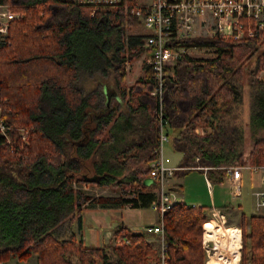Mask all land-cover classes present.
<instances>
[{
    "label": "trees",
    "instance_id": "1",
    "mask_svg": "<svg viewBox=\"0 0 264 264\" xmlns=\"http://www.w3.org/2000/svg\"><path fill=\"white\" fill-rule=\"evenodd\" d=\"M0 2L18 13L0 49L1 118L10 135L15 128L30 129L29 144L14 151L0 134V262L35 256L36 264H111L112 251L118 264H149L152 258L159 264V251L146 235L130 232L122 222L113 232L118 243L101 248L84 246L75 234L62 238L56 231L68 215V222L80 221L90 197L73 185L85 183V176L102 175L91 184L119 190L118 197L94 199L102 203L149 208L156 199V187L143 185L159 155L154 115L159 103L150 95L153 71L145 63L140 78L129 87L124 83L125 65L148 51L143 35H126L141 23L122 7L95 8L72 0ZM251 27L253 35L239 40L198 37L172 44L214 52V58L200 61L181 54L163 76L166 133L178 130L196 146L194 153L184 152L180 166L187 168L177 176L196 166L188 159L198 157L213 167L207 172L211 180L224 178L223 163L215 162L207 147L219 141L224 116L241 100L245 64L264 46V30ZM83 71L113 73L125 110L119 111L118 102L104 104L98 89L84 93L79 87ZM246 73L249 85L258 91L251 125L264 128V47ZM139 121L140 140L117 149L111 129ZM198 127L205 128L203 136L194 132ZM134 157L146 168L117 180L118 171ZM250 162L264 164V136L254 138ZM236 164L244 162L239 157ZM209 220L207 208L180 202L164 213L167 264H205L203 229ZM247 225L241 232L240 264H264V215L249 216ZM231 244L239 249V238Z\"/></svg>",
    "mask_w": 264,
    "mask_h": 264
},
{
    "label": "built area",
    "instance_id": "2",
    "mask_svg": "<svg viewBox=\"0 0 264 264\" xmlns=\"http://www.w3.org/2000/svg\"><path fill=\"white\" fill-rule=\"evenodd\" d=\"M78 4L98 7H122L124 12L136 18L144 30L143 46L148 48L145 63L154 74V89L150 95L158 99V108L154 115L158 121L159 149L158 157L151 162L148 177L156 182V199L149 208L158 214V223L145 230L158 235V240L152 243L159 251V264H167L163 234L162 217L170 207L177 202L170 190L169 180L177 172L185 170L183 166H164L161 149L168 139L166 120L162 111L163 76L165 70L172 68L181 54H188L189 48L174 47L175 42L201 36L203 38H218L222 40H239L253 35L251 25L258 30H264V0H72ZM11 8L0 2V49L5 43L9 23L16 17ZM199 31H196V28ZM195 34V36H194ZM206 50H213L206 48ZM214 54V52H213ZM0 97V134L5 144L14 151L29 144V128H15V134L10 135L1 118ZM200 128H196L198 133ZM198 161V158H196ZM189 169L207 167L199 165ZM224 178L228 180L231 193L239 194L242 171L258 174L259 185L253 190V203L257 214L264 215V164L226 165L221 167Z\"/></svg>",
    "mask_w": 264,
    "mask_h": 264
},
{
    "label": "crops",
    "instance_id": "3",
    "mask_svg": "<svg viewBox=\"0 0 264 264\" xmlns=\"http://www.w3.org/2000/svg\"><path fill=\"white\" fill-rule=\"evenodd\" d=\"M101 77L105 76L99 72L98 90L103 96L104 104L111 105L112 103L115 104V102H118V109L122 112L125 110V105L123 100H121L117 94L116 85H114V87L106 85L105 78L101 79ZM126 77L127 74L125 71L124 83ZM140 123L142 124V121L134 122L126 128L122 127L119 129L116 127V129H111V140L114 141L117 149H122L130 142L140 140L142 135ZM134 127L137 128L134 129ZM178 132V130L168 129V133L170 134L169 139H172L173 141L172 148L178 155V162L169 163L167 164V167H174L175 165L180 166L184 159V152L188 154L195 152L196 146L194 145V142L183 139ZM179 143L184 144L185 148L181 149ZM121 160L124 161L125 159L122 158ZM188 162L194 164L192 160L188 159ZM198 165L207 167L208 170L204 172L200 169H189L184 175H175L170 181V190L177 202L185 204L186 206L204 207L209 210L210 220L205 223L203 229V247L206 252L205 264H207L211 257L216 258L219 257V255H224L225 247L227 246H230L237 251L240 250L241 232L242 229H247L248 226L244 212L246 199L244 200L245 197L242 192V187L245 184L244 170L241 174L239 194L234 195L231 193L230 184L225 178L217 182L208 177L207 172L213 170V167L208 166V164L202 162V160ZM184 167L187 168L186 166ZM139 168H146V165L143 161L136 160L134 157V159L126 161V167L120 169L115 177L117 180L125 179L133 170ZM216 175L217 174L214 173L212 179L216 180ZM249 175L250 179L252 175ZM146 177H148V175ZM258 185L259 179L257 178V180H253L251 188L249 189L252 201V192L258 187ZM98 188L101 193L98 196L90 197L82 206L83 209L80 221L76 218L68 222L71 215L65 217L64 222H67L65 226L63 227L62 223L56 228L58 236L67 238L70 234H75L77 240H81L82 244L86 247L101 248L105 245L115 246L118 243V240L113 239V232L122 222L130 232H143L150 242H156L158 240L157 234L145 230V228L156 224L158 219V214L156 212L152 213L148 208H131L129 205H122L116 201L102 203L97 201V199L94 200L95 198H115L119 195L118 189L108 186H98ZM217 222L220 223V225ZM206 227L217 228L220 230L218 239L216 240V242H219L218 245L216 242L206 241L204 237ZM236 238H239V249H236L231 244ZM31 257L33 256H30L29 258ZM109 257L111 264H118L117 258L112 251L109 253ZM238 257V260L235 261L236 263L234 262V264H240V251ZM27 260L19 261L13 259L4 263L0 262V264H26ZM149 264H154V258L150 260Z\"/></svg>",
    "mask_w": 264,
    "mask_h": 264
},
{
    "label": "rangeland",
    "instance_id": "4",
    "mask_svg": "<svg viewBox=\"0 0 264 264\" xmlns=\"http://www.w3.org/2000/svg\"><path fill=\"white\" fill-rule=\"evenodd\" d=\"M11 12H13L16 16L15 18H17L18 13L14 12L13 10ZM196 31L197 32L199 31L198 27L196 28ZM143 34H144V30L142 29L141 26L134 28L132 30H128L126 32V35L128 36H132V35L139 36ZM198 37L201 36H197L196 38ZM262 47L264 46L259 47L258 51L253 54V56L244 66L245 72L243 75L242 85L240 87L241 100L238 104L234 105L230 109V111L224 116L223 121L221 123L222 134H220L219 141L207 147V149L210 150L209 152L210 157L214 158L215 162L223 163V166L236 164L239 157L240 159L243 160L244 162L243 165L250 164L251 163L250 154L252 153L254 138L264 136L263 127L258 129L255 128L256 129L255 130L254 127L252 128L251 125V114L253 110L256 108L254 95H256L258 91L256 90L255 86L252 87L249 85L248 76L246 73L248 68L253 67L256 55L262 50ZM190 48H191L190 51L186 55L191 58H194L199 61L214 58L213 52L211 50H206L205 47H190ZM145 59H146V55L144 52V54H142V56L139 59L134 60L133 62L127 63L125 65V71L127 74V77L125 78V84L127 87L131 86L140 76L143 75ZM103 76L105 77H101V79L105 78V82L107 83L106 85L114 87L115 81H114L113 73L109 72L107 75L104 74ZM98 78H99V71H94L92 73L88 71H83L81 73L79 87L82 89L84 93L90 92L94 89H98V85H99ZM198 128H200L201 130H199L198 133L195 131V133L198 134L199 136H203V134H205V128L202 127H198ZM209 131L210 129L208 128L206 132ZM227 134H229V136H227ZM169 135L170 134L168 133V139L166 142L163 143L161 149V158L164 166H167V164L169 163L178 162V155L174 152L172 148L173 141L172 139L171 140L169 139ZM200 161L201 159L197 161L195 157L193 162L195 165H198ZM243 173H244L245 184L242 187V192L244 193V197H245L244 200L246 199V202L244 204V212L246 216L245 218L247 219L251 214L253 213L256 214L255 209L253 207V201L251 199L249 189L251 188L253 180H257V178L259 179V176L258 174H252L249 171H245V170L243 171ZM249 174L252 175L250 179H249L250 177ZM170 181L171 179L169 180V185L171 186ZM73 188L82 190L89 197L98 196L101 193L98 186L93 185L91 183L89 184L87 182L83 184H74ZM148 209L151 210L150 212L152 213L154 212L152 209L150 208ZM66 223L67 222H63V227L65 226ZM218 224L220 225V223ZM148 241L152 246L153 242H150V240ZM35 262H36V258L35 256H33L27 260L26 264H35Z\"/></svg>",
    "mask_w": 264,
    "mask_h": 264
},
{
    "label": "bare ground",
    "instance_id": "5",
    "mask_svg": "<svg viewBox=\"0 0 264 264\" xmlns=\"http://www.w3.org/2000/svg\"><path fill=\"white\" fill-rule=\"evenodd\" d=\"M219 231L220 230L217 228L206 227L204 231V237L206 241L216 242V240L218 239ZM216 243L218 245L219 242ZM224 252V255H219V257H211L207 264H234V262L239 258V251L233 249L230 246L225 247Z\"/></svg>",
    "mask_w": 264,
    "mask_h": 264
},
{
    "label": "water",
    "instance_id": "6",
    "mask_svg": "<svg viewBox=\"0 0 264 264\" xmlns=\"http://www.w3.org/2000/svg\"><path fill=\"white\" fill-rule=\"evenodd\" d=\"M103 176L102 175H92V176H85L84 181L87 183H96L98 182ZM143 185L144 186H156V182L154 179L150 177H146L143 180Z\"/></svg>",
    "mask_w": 264,
    "mask_h": 264
}]
</instances>
